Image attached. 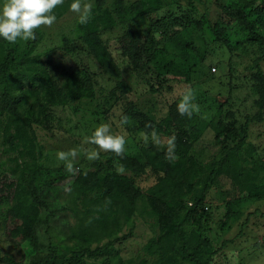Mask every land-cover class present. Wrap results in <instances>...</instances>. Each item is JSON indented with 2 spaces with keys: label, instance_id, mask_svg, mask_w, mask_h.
Returning a JSON list of instances; mask_svg holds the SVG:
<instances>
[{
  "label": "trees",
  "instance_id": "1",
  "mask_svg": "<svg viewBox=\"0 0 264 264\" xmlns=\"http://www.w3.org/2000/svg\"><path fill=\"white\" fill-rule=\"evenodd\" d=\"M71 2L65 0L63 6L56 8L57 20L68 12ZM202 2L93 0L91 19L87 24L77 20L72 30L86 48L94 67L92 73L84 60L82 69L59 68L53 64L52 55L37 53V44L43 38L40 29L36 30L35 40L12 44L0 38V118L4 117L0 128L6 146L3 152L16 155L15 167L0 175V206L7 205L0 218V236L15 248L30 247L28 263L7 258H0L1 262L87 264L86 260H99L100 264H111L118 254H113L111 243L93 249L92 246L102 238L111 239L124 227L130 226L131 231L138 215L148 220L151 230L158 233L148 238L145 244L148 259L140 260L139 264H216L219 252L231 243L223 240L215 247L220 238L217 233H223L230 220L244 214L247 219L255 215L249 212L250 206L264 201V147H255L248 140L246 126L264 122L262 115L247 117L238 129L235 118L233 122L227 120L233 118L232 113L223 117L219 103H214L218 109L213 123L198 114L191 118L179 115V99L166 104L159 119L152 111L138 110L128 99L132 90L124 79V69L130 76L154 72L157 87H150L151 93L165 88L171 91L173 83L191 82L192 73L205 61L206 51L196 48L193 42H185L182 31L195 28L202 42H206L207 36L208 40L215 36L226 44L232 33L239 30L237 34L242 37L234 49L252 48L259 55L253 61L251 96L256 97L255 105L263 107L264 0H214L218 8L214 23L206 15L196 17L197 6ZM115 32H118L116 56L105 39ZM61 46L64 53H69L68 37L61 36ZM224 61L216 63L219 69L226 68ZM212 63H208L210 68L215 66ZM96 70L99 76L114 82L96 107L102 108L106 116L114 107L122 106L123 116L137 123L134 127L139 134L150 133L152 129L146 125L151 124L163 145L159 147L149 139L147 144L136 145L135 150L127 147L123 158L105 152L84 168L76 163L79 169L66 185L65 203L60 207L42 199L35 187L36 176L42 170L38 163L42 151L33 126L42 127L54 137L63 123L61 117L72 122L67 115L72 106L97 99L92 79L97 76ZM207 128L213 132L214 143L221 145L218 153L210 157L202 149L195 151ZM172 136L177 159L169 161L165 153L167 140ZM234 139L235 143L229 147L228 142ZM117 163L124 166L123 173L117 172ZM150 178L154 182L144 194L138 181ZM223 178L230 181L223 182ZM211 191H218L224 213L215 221L219 231L209 236L213 231L210 225L214 223L212 214L207 212ZM236 191L241 192L239 198H233ZM55 211L69 213L73 222H65L64 228L54 227L58 231H53L49 224L57 219L53 216ZM247 219L243 224L247 225ZM43 226L46 229L40 235Z\"/></svg>",
  "mask_w": 264,
  "mask_h": 264
},
{
  "label": "rangeland",
  "instance_id": "2",
  "mask_svg": "<svg viewBox=\"0 0 264 264\" xmlns=\"http://www.w3.org/2000/svg\"><path fill=\"white\" fill-rule=\"evenodd\" d=\"M123 1L132 2L134 0ZM217 14L218 8L215 7L214 0H203L202 4L198 5L196 9V17L206 15V18L212 23L218 19ZM77 20V15L71 12L69 8L68 12L62 18L56 20L50 28H39L43 34V38L37 44L36 52L40 55H44L45 53L52 55L51 60L53 64H56L59 68L65 67L69 69L70 67L76 68L79 66L82 69L81 64L84 60L85 64L91 67L89 71L92 73L94 67L90 59L88 60L87 58L88 54L84 44L82 41H78L72 34ZM238 31L232 33L226 44L220 37L215 36H210L209 40L207 36L206 42H202L199 39L201 35L195 28L182 31L181 37L185 42H193L196 48L206 51L205 61L200 63L194 73H192L191 82L186 85L173 83L171 84L172 87H169L172 88L171 91L165 88L164 90L162 89V93L159 91L151 93L150 87H157L154 72L140 73V76L132 73L130 76V72L124 69V79L132 90L128 94L129 101H133V104L140 111H152L155 117L159 119L166 111V104L171 103L175 99L180 100L184 90L190 86L195 92L194 103L200 106V113L198 115L200 118L202 116L205 117L201 119L206 122L215 123L216 121L215 113L218 108L214 107V103L222 104L221 109L224 118L226 117V113L233 114V118L230 119L228 117L227 120L233 122L235 118L237 121L235 127L238 129L245 124L247 117L262 115L261 118L264 120V104L262 105L263 107H260L258 104L255 105L254 99L256 97L251 96L253 94L251 76L255 71L253 61L259 55L252 48H249L247 51L234 49L236 41L242 37L241 34H237ZM63 35L68 37L70 41L71 48L69 53H64L61 50V36ZM117 35L118 32H115V35L111 33L108 34V37H105L108 40L107 44H110L114 56L118 55L115 51V38ZM247 47L245 46V48ZM221 59L225 60V69H219L216 65ZM211 61L215 65L213 66L216 69L215 72L211 71L212 68L208 64ZM261 66L264 72V59L261 61ZM52 70L55 71V68ZM95 72L97 76L92 79L97 99L94 101H82L80 104L72 106V111L67 114L72 118V122L65 121L66 117H61L63 123L60 124L61 128L55 130L54 137L42 127L33 126L36 140L42 151V158L38 162L42 170L36 176L35 187L42 199L54 205L59 204L60 207L65 203L67 195L66 185L72 181L77 169H79L75 164L79 162V167L84 168L86 164L93 161L88 159L87 153L96 149V146L88 142V137L91 136L98 125L108 123L113 133L124 134L127 139L126 148L129 147L130 150H135L137 148L136 145H143L144 143L141 134L135 128L137 123L134 120L129 119L127 124L123 125V127L120 126L119 121L123 116L122 106L114 107L106 116L102 108L96 107L97 103H101V97L106 95L114 86V82L99 76L98 70ZM89 79L92 81L91 76ZM0 120L4 121V117L2 116ZM210 130L209 128L206 129L205 133L201 135L200 142L195 146V151L202 149L206 157L218 153L221 149L220 144L214 143V135ZM246 131L248 133V140L255 147H264V122H251L246 126ZM235 140L228 142V146L231 147L235 143ZM162 145L163 142L159 147ZM5 147L0 128V175L15 167L16 155H6L3 152ZM72 149L76 150L77 156L72 160L74 172L69 173L65 167L66 162L58 159L57 153L60 151L68 152ZM103 153L105 152H100V154ZM45 168L49 170H44ZM229 181V178H223V182ZM153 182L154 179L151 178L147 180L143 179L138 181V185L145 194V190ZM240 193V191H236L233 198H239L241 196ZM209 198H211L209 200L211 205L208 207L207 212L212 214L214 221L210 225L213 231L209 232V236H212L216 231H219V227L215 221H218L224 213V202L219 198L218 191H211ZM139 205L138 207L140 208ZM6 207L7 205L0 206V218L3 216ZM249 212H254L255 215L247 219L244 214L239 219L230 220L227 222L223 233H217V235H220V238L216 242L215 247H219L223 240L231 241V243L219 252L216 264H264V201L252 204ZM53 213V216L57 219L53 218L56 221L52 220L49 227L64 228L66 226L64 225L65 222H73V219H71L67 212L55 211ZM59 218L62 222H58ZM246 219L248 220L247 225L243 224ZM150 225L148 220L136 215L131 231L130 226L124 227L121 232L113 235L111 239L102 238L99 243L92 246V249L111 243L110 247L114 251L113 254L118 252L117 256L112 259L111 264H139L140 260L148 259L145 252V244L148 238L158 235L157 230L152 231ZM204 226L206 227V224ZM45 229L43 226L39 230L40 235H44ZM53 231L57 232L58 230L55 229ZM29 251L30 247L27 245L15 248L5 238L0 236V258H7L17 263L20 261L28 263ZM33 252L35 253V251ZM86 262L87 264H100L99 260H86ZM0 264L7 263L0 261Z\"/></svg>",
  "mask_w": 264,
  "mask_h": 264
},
{
  "label": "clouds",
  "instance_id": "3",
  "mask_svg": "<svg viewBox=\"0 0 264 264\" xmlns=\"http://www.w3.org/2000/svg\"><path fill=\"white\" fill-rule=\"evenodd\" d=\"M65 0H0V38L8 43L15 44L18 40L29 41L35 40L36 30L41 27H51L57 20L55 10L63 6ZM93 0H72L69 5L70 11L78 17V23L87 24L91 19ZM195 101V92L189 86L181 95L177 105V111L181 116L191 118L193 114L200 113V106ZM205 118V117H201ZM129 118L122 116L119 124L121 127L127 124ZM146 127L151 128L150 133H141L145 144L151 142L157 145L161 144V138L155 128L148 124ZM88 142L96 146V149L87 153L88 159H99L100 152H111L117 157L123 158L126 151L127 139L124 134L113 133L108 123L98 125L88 137ZM175 137H169L167 140V150L165 159L174 161L175 155ZM77 156L75 149L68 152L60 151L57 153L58 159L66 162V170L73 173V164ZM118 173L124 172V166L117 163L115 165Z\"/></svg>",
  "mask_w": 264,
  "mask_h": 264
},
{
  "label": "built area",
  "instance_id": "4",
  "mask_svg": "<svg viewBox=\"0 0 264 264\" xmlns=\"http://www.w3.org/2000/svg\"><path fill=\"white\" fill-rule=\"evenodd\" d=\"M211 71H212V72H215V69H214V68H212V69H211Z\"/></svg>",
  "mask_w": 264,
  "mask_h": 264
}]
</instances>
